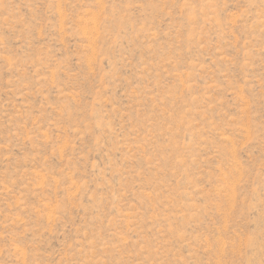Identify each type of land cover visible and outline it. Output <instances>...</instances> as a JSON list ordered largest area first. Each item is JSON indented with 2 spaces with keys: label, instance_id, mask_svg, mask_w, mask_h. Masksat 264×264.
Returning <instances> with one entry per match:
<instances>
[{
  "label": "rangeland",
  "instance_id": "1",
  "mask_svg": "<svg viewBox=\"0 0 264 264\" xmlns=\"http://www.w3.org/2000/svg\"><path fill=\"white\" fill-rule=\"evenodd\" d=\"M0 264H264V0H0Z\"/></svg>",
  "mask_w": 264,
  "mask_h": 264
}]
</instances>
